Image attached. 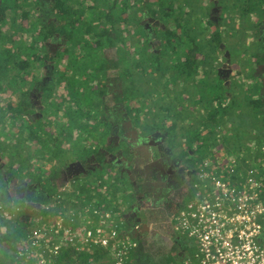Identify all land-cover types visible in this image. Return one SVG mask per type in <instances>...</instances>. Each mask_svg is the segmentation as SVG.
<instances>
[{
    "label": "flooded vegetation",
    "instance_id": "obj_1",
    "mask_svg": "<svg viewBox=\"0 0 264 264\" xmlns=\"http://www.w3.org/2000/svg\"><path fill=\"white\" fill-rule=\"evenodd\" d=\"M113 1L114 5L116 2L121 3L117 5L121 16L124 11L122 9L127 6L123 5V0ZM28 2L34 3L30 11L24 9V6H28ZM61 5L56 4V0H15L19 19L16 24L18 34L16 42L18 61H20V68L17 71L18 83L15 85L17 89L15 103L20 109L17 121L19 126L38 122L46 124L44 131L39 134L41 138L47 137L46 126L50 125V117L47 118L45 114L50 99L56 95L55 100L59 102L55 116L57 120H64L65 115L61 111L65 105L70 104L68 97V90H71L70 82L59 78L68 76L75 69L71 63L69 66L65 65L66 61L70 62L71 57L70 52L63 46L71 35L64 32L65 24H61L54 16L55 9ZM217 7L213 3L209 12L215 14L219 9ZM62 9L59 11L61 12ZM131 12H128V15ZM140 12L141 26L148 27L147 24L152 18L146 19V11ZM25 18L27 24H21V20ZM35 18L39 24H32V19ZM129 18L128 16V21ZM212 18L216 20L214 16ZM102 25H97L100 31L109 27ZM127 27L134 28L135 24L131 22ZM111 36L112 39L116 37L114 30ZM125 40L121 38L112 40L110 45H99L102 48L101 56L104 57L100 65L105 63L104 81L103 84H99L104 87L99 120L105 121L108 125L105 143L94 147L93 153H85L75 159H63L61 163L57 161L47 172L38 169L35 180H32V175L31 180L18 178L10 172L8 166L0 163V180L5 182L7 196L15 195V189L25 199V203L31 202L39 213L47 202L64 201L61 198L63 192H60L59 188L85 181L89 179H84L85 177L93 176L96 171L103 168L105 173L110 175L114 189L125 185L126 182L124 191L128 194L129 200L120 199L119 209L115 208L114 216L116 219L118 216L120 223L126 227L124 231L131 239V252H134L138 259L141 258L145 264H168V257L175 259V262L172 260L175 264H183L185 260L193 257L196 245L194 237L188 234L180 221L183 215L187 214V210L199 202L207 201L214 211L219 209V205L222 208L223 201L217 198L214 187L217 179L228 181L234 176L236 180L238 176L245 177L248 171H251L255 185L251 186L250 192L256 195L257 203L264 208V136L262 137L263 134L257 131L253 135L254 142L243 138L240 150L234 149L232 143L229 145L225 142L227 145H219L218 148L214 145L208 149L209 152L203 154L204 147H200L202 141L212 140L216 130L215 127H210L209 131L197 133L200 124H197L198 121L193 123L192 118L188 119L187 126L181 120L182 123L176 133V143L173 144L166 141L167 132L163 129L148 133L140 131L126 115L122 102L118 99L123 95L124 89L117 74L119 62L117 46L124 53L131 45V42ZM131 48L133 45L129 50ZM57 55L59 69L64 71V75L59 74L55 77L54 72L57 70L54 71L53 62ZM116 60L118 61L113 64L112 61ZM221 72L224 73L225 70L222 69ZM260 72L264 84V68ZM56 79L61 82L60 85L55 86ZM187 101L184 107L191 105L190 108H194L195 101L191 103ZM179 107L181 108V105ZM44 115L46 117L43 118ZM227 135L228 132L224 131V134H217L215 138L220 139L221 136ZM55 136L59 135L55 133L51 137ZM192 137L196 139L191 140ZM84 142L87 141L84 139ZM61 145L59 143V147ZM31 154L33 162H36L39 159L38 153ZM99 157L102 158L99 160ZM199 165L209 172L210 179L207 175L200 176ZM39 173H43L42 178ZM241 181L242 179L234 185L242 188ZM205 184L206 192H202L200 186ZM245 186L248 191L247 184ZM70 190V188L67 190L68 195L72 194ZM74 197L76 198L74 205L80 204L79 196L75 194ZM60 205L65 213L71 208L68 202ZM56 206V203H53V207ZM43 214H45L44 209L39 215ZM261 224L264 230V217L261 219ZM263 235L262 232L260 236Z\"/></svg>",
    "mask_w": 264,
    "mask_h": 264
},
{
    "label": "rangeland",
    "instance_id": "obj_2",
    "mask_svg": "<svg viewBox=\"0 0 264 264\" xmlns=\"http://www.w3.org/2000/svg\"><path fill=\"white\" fill-rule=\"evenodd\" d=\"M12 1L13 0H1V3L8 4L11 7H6L4 11L6 15V22L4 24L0 23V33L4 37L8 36L10 37V39L15 40L16 44V41L18 39L16 24L17 20L19 19L17 16V10L13 8L14 3ZM167 1L168 0H164L165 3H167ZM175 1L177 6L183 4V0ZM189 1L190 0H187V4L189 3ZM191 1L193 3V7L191 8L189 7V5H187V8L192 9L191 11L195 13V16L193 17L194 19L185 21V16L177 11V16H179L181 21H184L181 23L192 24V26L193 24H205L208 18H210L209 16H214V18H216L214 24H218L220 26L222 36L225 40H223V42L221 43L222 45L219 49L214 46L208 47L209 44L203 43L201 40L200 43L198 40L194 46V42L192 43L193 39H190V37H188V35L190 34L183 36L181 35V33H179V39H173L174 43L173 41L170 42L169 38H166L164 40L160 37L159 40H164L165 45H161V54H156V56H153V54H151L153 50L155 51V49H159V47H156L155 44L151 43L152 38L154 39V41L156 40L154 38V36H156V34H154V31H157V29L161 26L166 27L167 24L170 23L169 18H164L162 15H159L158 19L162 20L163 22L160 23L159 21H157V19L152 18V21L147 24L148 27H137L136 24H140V20L136 22L137 17L135 16V13L137 16H139V19H141L142 13L140 12V6H142V10L146 11L147 13L146 19L151 17V14H149V11L146 9L147 0H137L136 3H130L133 6L129 4L126 5L127 7L122 9L124 10L123 14L121 15L123 17L119 15L120 9L117 6L121 3L116 2L114 5L113 0H56V4L62 5L61 7L55 9L54 16L61 22V24H65L64 32L71 35V37L67 38V42L64 44L63 48H65L66 51L70 52L69 56L71 57L70 62L66 61L65 65L69 66V63H71L73 66H75V69L68 76L59 77L63 78L65 81L70 82L71 90H68L70 104L63 107V111L61 112L64 113L65 116L64 120L61 121L57 120V118L55 117L57 114L56 109H59L57 107V104L59 102L57 103V100H55L56 95H54L50 99L45 111V114H47V118L50 117V125L47 124L48 126H46L47 138L41 143L37 140L32 141L30 144V148L23 149L21 147L20 149L22 150L20 152V158H22V161H19L20 158H18L17 160L15 159L12 163V165L15 167L8 166L9 170L18 169L20 175L22 176L20 178H22L23 180H31L30 172H34L35 174H32V180H35L38 169L41 168L47 172L49 169H52L54 167L57 161H60L61 163L63 159H75L77 157H81L85 153H93L94 147L99 144L105 143V135L107 134L108 125L105 121L99 120L100 114L102 112V109L100 107L102 106L103 95L102 93H100L103 89V86L99 84H103L104 81L105 73L103 71L105 68V63H103L102 66L100 65L104 57L101 56L102 48L99 45L106 44L108 41H115L117 39L120 40L121 38H125L126 42H131V45H133V48H131V50H129L131 45L129 47L127 46L128 50L126 49L124 53L120 50L119 46H117V55L119 60L117 67L118 78L123 84L122 89H130L129 94L125 93L123 90V95L118 98L122 102L126 115L133 122V125L143 133H148L152 130H165L167 132L166 141L169 144L176 143V134H173L171 132V129H167L166 126L160 127L161 122L159 121H162V118H165L163 117V114H165V112L162 110L159 111L162 118L160 119L159 117H157L156 119L153 113L156 111L157 107L159 109L160 106H163L166 103L168 105V103L171 104L173 102L174 104H187V100L183 101L187 96V99H189L190 103L196 101L195 103H197V105H201V101L198 99H201L204 96V93L202 92L207 91V93H209L210 91L215 89L216 79L214 80L213 76L219 68L224 69L225 72L219 73V78H216H218L217 80L220 79L221 82L228 87H231L230 83L228 82L229 76L227 75V72L230 69V72L233 74V70H238L240 68L242 70V77L240 78L241 81L243 83H246V81L247 83L251 82V79H245L244 75L251 71V69L248 71L247 65H253L249 61L251 60L250 55L260 48L259 42H261V46H263L262 43H264V0H216L215 2H218L216 4L218 6L217 8L219 9L215 14L209 12L212 9V0ZM203 2L205 4H203ZM106 5L111 6L113 10V20L111 24L113 25L114 33L116 35V37L113 39H108L112 36L110 34L105 35L103 31H100L99 27L97 26L98 24H103V27L108 25L107 22L97 20L98 18H96V16H98V14L95 13V11H104ZM32 6H34V3L28 2V6H24V9L30 11L32 10ZM90 6L91 9L89 8L87 11V8ZM136 6L139 7L138 10H136ZM62 7H67L69 10L66 11V13L62 14L59 11V9H61ZM132 8L133 12H131ZM166 8H168V6H166ZM85 9L86 11H84ZM128 12H131V18L134 21L132 22L131 18H129V21L135 24L134 28H129L131 27L130 25H128L129 27H127V24H131V22H129L127 19ZM26 21V18L22 19L21 24H27ZM88 21H91V23L88 24ZM170 21L173 23L174 20L171 19ZM32 24H39V21L36 18L32 19ZM255 25L258 26V29L260 30L259 32L257 31ZM168 28L173 30V27H171V25ZM174 30H176L177 32L178 29L174 28ZM131 34L134 39L133 37H131ZM189 40L192 44L189 43ZM12 44L9 43V46L11 47ZM223 44L224 46H228L227 49L226 47L224 49ZM188 46L191 47L192 53H195L196 47L197 49L201 48L204 50H199V56L201 57L199 58L197 53L196 60L202 58L205 62V66L211 68L209 72L204 67L203 62L202 64H200L201 70L199 69L198 72L197 70H195L194 73L191 71V67L186 62H184L183 57V53L188 48ZM14 48V45H12V49ZM78 54H80V56ZM229 54H231V56ZM189 57L191 58L190 55ZM58 59V55L54 57V71L57 70V72H54V74L56 75L55 77H57L59 74L64 75V71H61V68L59 69ZM118 60H116L115 62L112 61L113 64ZM227 60L232 61V63H228ZM235 60L241 63V67H238V65L234 64L236 63ZM135 62L138 63L136 64ZM227 64H230V67H227ZM259 64L264 65V63L262 62L255 63V65L253 66L254 69H252V71L257 70L256 73L254 72L257 77L254 78L255 80H252L255 81V84L257 86H260V84H262V93H264V85L261 81L262 72H260L264 68V66H260ZM156 65H160L161 69H163V72L156 74L159 71L155 68ZM136 67L144 69L145 72L137 74V71L135 69ZM151 72L155 74L153 75ZM248 75L249 74H247L246 76ZM134 77H136L137 80H135ZM168 77H171V79L169 80L170 84L162 87L172 89L170 90L171 94L168 93V89H166L164 94H162V97H160L158 94V90L161 89V87H159L160 84L158 85V80L162 82L161 84H163L167 81ZM173 77L176 79H174ZM131 78H133L132 81L130 80ZM206 81H209L210 83ZM129 82L131 85H129ZM54 84L55 86H57L60 85L61 82L56 79ZM14 88V86L8 84L6 85V88L3 89L2 92H0V104L3 105L7 102H9L10 104H15L16 99ZM231 88L233 90L234 85H232ZM130 91L132 94L130 93ZM132 97L133 100L130 101ZM129 103H131V108L129 107ZM217 103L219 102L217 101ZM226 109V119L230 121L235 119L234 122H242L243 113H241L242 110H239L242 109L241 105L235 106L234 108L230 109L231 111H229L228 107ZM219 111H221V108L219 109ZM201 114H199V116L197 114L196 117L202 119ZM257 116L258 120H260L261 118L264 120V112H261V116L258 113ZM44 117H46V115H44L43 118ZM10 120V116L6 115L3 121V125L6 126V124H8ZM163 120L165 121V119ZM218 120L219 118L216 120V122ZM60 123L61 125H63V129H59ZM44 127L43 129H40V127L38 126H35L34 128L37 131L40 129L39 131L43 132ZM216 131L217 134H224L225 129L224 127L220 126L216 129ZM55 133L59 136L51 137L54 136ZM232 133H236V137H231L229 134L227 136H221L220 139L215 138L217 134L213 133L212 136H214V138L212 140H205L203 143V150H205L203 154L206 151L209 152L210 150L208 151V149H210L214 145L216 146V148H218L219 145L225 146L227 144L230 145L231 143H233V147L237 149L239 146L238 138L242 142L245 136V131L244 129H241L239 127L236 130L233 129ZM84 139L87 142H84ZM12 140H14V138ZM59 142L62 144L60 147ZM225 142L228 143L226 144ZM9 143L13 144V142ZM33 149L39 155V159L36 160V162H33L32 157H29L30 154L33 153ZM44 150L51 153L52 156L48 157V154ZM227 151L228 150H225V152ZM6 154H3L4 156L0 154V162H2L3 165H6L7 160L9 161ZM101 158L102 157H99V160ZM21 162L23 163V165L27 162L30 165L32 164L34 166H30L28 168L23 167ZM39 175L42 178L41 173H39ZM98 177H101L100 180H93L97 179ZM86 178L89 179L80 183L76 182V184H69L62 188H59L60 192H63L61 198L64 201L62 203L68 202L69 207H71L76 202V198L74 196L75 194H77V197L79 196V199L81 200L80 203L88 204L86 202H90L89 205L95 206L96 211L99 212L97 216H102L105 209L110 211H115V208L119 209L120 199H122L123 201L126 199L127 201L129 200L128 194H125L126 192L124 191L126 182L125 185L114 189V184L111 180L110 175L105 173V170L103 168L99 171H96L93 176L85 177L84 179ZM95 182H97L96 185H94ZM69 188L71 189V195L67 194V190H69ZM200 189H202V191L205 190L204 186H200ZM53 203H56V208H52ZM53 203L47 202L44 205L45 209L48 212V215H50L54 211H61L65 213V211L61 208V202L54 201ZM79 213L80 212L75 211V215ZM2 215L3 214H1L0 217H2ZM3 216L7 217V212H5ZM29 218V231L34 232L38 229H48V223L50 222V219L49 217H46L45 214L30 216ZM116 220L118 221V223L121 222L118 216ZM4 229L5 227L3 225H0V232H2ZM124 229H126V227L121 223V225H119V230L123 231ZM31 234L27 238L28 242H30L32 236ZM11 252V249H9V247L7 246L5 247V249L1 250L2 256L5 257H9L11 255ZM168 260H173V262H175V259H171L170 257H168ZM4 261L6 260L4 259L2 263ZM8 263L15 264V262Z\"/></svg>",
    "mask_w": 264,
    "mask_h": 264
},
{
    "label": "trees",
    "instance_id": "obj_3",
    "mask_svg": "<svg viewBox=\"0 0 264 264\" xmlns=\"http://www.w3.org/2000/svg\"><path fill=\"white\" fill-rule=\"evenodd\" d=\"M136 1L135 0H123L125 6L128 4L133 6L130 3L132 2L136 3ZM215 1L216 0H212L211 2L215 4L218 3ZM13 3H14L13 8L16 9L14 0H13ZM192 4L193 3L191 0L189 1L188 4H187V0H183V4H180L178 6L176 5L175 0H168L167 3H165L164 0H147L146 9L149 11V14H151V18L157 19V21L161 23L163 21L158 19V16L162 15L164 18H169V23H170V24H167V26L164 24L166 27L161 26L160 28L157 29V31H154V34H156L154 38L156 40L154 41V39L152 38L151 43L155 44L156 47H159V49H155V51L153 50V52L151 53L153 54V56H156V54L162 53L161 45H165L164 40L166 38H169V41L170 42L173 41L174 43L173 39H176V38L179 39L178 38L179 33H181V35L183 36L190 34L188 35V37H190V39L191 38L193 39L192 43L194 42V46L198 40H199V43L201 40L203 43L209 44L208 47L214 46V47H217L218 49L221 47L222 45L221 43L223 42L224 38L222 36L220 26L218 24H214L216 20L213 19L211 16H209L210 18H208L205 24H193L192 26V24H182L181 23L184 21L183 20L181 21L179 16H177L176 12L179 11L180 13H182L185 16V21H190L191 19H194L193 17L195 16V13L191 11L192 9H188L187 5H189V7L192 8L193 7ZM203 4L205 3L203 2ZM108 5H106V8H105V10H108V11H105V10L102 12L95 11V13L98 14V16H96V18H98L97 20L107 22L109 25L108 29L102 28V31L105 35H108V34L111 35L114 30L113 25L111 24L113 20L112 18L113 10L111 6H108ZM8 6L11 7L8 4L0 3V23L4 24L6 22L5 20L6 15L4 11L6 7ZM166 6H168V8H166ZM62 8H63L61 10L62 14L66 13V11L69 10L67 7L65 8L62 7ZM89 8L91 9V6L87 8V11ZM140 8L142 10V6H140ZM138 9L139 7L136 6V10ZM84 11H86V9ZM128 16L131 18V13ZM128 16H127V19H128ZM135 16L137 17L136 22L139 21L140 20L139 16H137L136 13H135ZM171 19H173L175 22L173 21L172 23L170 21ZM133 21L134 20L132 19V22ZM87 23L90 24L91 21H88ZM170 25L171 27H173V30L168 28ZM136 26L137 27L141 26V24H136ZM255 27L257 28V31L259 32L260 30L258 29V26L255 25ZM174 28L178 29L177 32L176 30H174ZM160 37L164 40L160 41L159 40ZM110 38L112 39V37H109L108 39ZM8 42L11 44L13 43L12 45H14L15 48L12 49V45L10 47ZM189 43L192 44L190 40H189ZM106 44H109V45L112 44V40L108 41ZM106 44H103V46H105ZM262 44L263 46H261V42H259L260 48L254 51L250 55L251 60L249 61L253 65L252 66L247 65L248 71L250 69L251 71L247 73L249 74L248 76H246L247 74L244 75V78L245 79L250 78L251 82L247 83L246 81V83H243L241 81L240 78L242 77L241 75L242 70L240 68L238 70H233L234 75L230 72L231 70L230 69L227 72V74L229 76L228 82L230 83V86L232 87V85H234V89L232 90L231 87L224 85V83H222L220 79L217 80L220 75L219 74L220 71L218 72V69H217L216 72L214 71L216 74L214 73V76H213V79L214 80L216 79L215 89L210 91L209 93H207V91L202 92L204 93V96L201 99H198L201 101L200 103L201 105H197V103H194L193 105L194 108H190L191 105L180 108L179 106L181 104H176V103L174 104L173 102L171 104L168 103V105L166 103L165 105L160 106L159 109L158 107L156 108V111H155L156 113L155 112L153 113L156 119L157 117H159L160 119L162 118L161 113L159 111L162 110L165 112V114L162 113L163 117L165 118H162V121L161 120L159 121L161 122L160 127L166 126L167 129H171V132L173 134L174 133L176 134L179 128V125L182 122H184L185 125L187 126L188 124L186 123L188 122V119L192 118L193 123L194 121L196 123L198 120H202V121H198L197 123V124H200L198 126L199 130L197 129L198 131H196L197 133H201L202 131H209V129H211L210 127H215L214 129L216 130L218 127L222 126L225 129V133L228 132V134H230L231 137L232 136L236 137V133H232V131L233 129L236 130L237 128L240 127L241 129H244L245 131L244 137L245 139H248L249 142L255 141L253 135L257 131L262 133L263 134L262 137H263L264 136V120L262 118L260 120L257 119L258 117L257 114L259 113L261 116V112L262 113L264 112V93H262L263 86L262 84H260V86H257L255 84V81L252 80L255 77H257V75L254 74L255 71L254 70L252 71V69H254L253 66L255 65V63H259V62L264 63V43ZM225 47L227 49L228 46L225 45L224 49ZM199 50L204 51L203 49L201 48L197 49L196 47L195 53H192L191 47L188 46V48L183 53L184 62H186L191 67L192 72H195V70H197L198 72V70L200 69V64H202V62L203 64L205 63L202 58L199 60H196L197 53H198V57L199 58L201 57L199 56ZM17 52H18V49H17V43L15 44V40L10 39V37L8 36L4 37L0 33V92H2L3 89L6 88L7 84L15 87V85L18 83L17 71L20 68V61H18ZM189 55L191 56V58L189 57ZM229 55L231 56V54ZM230 62L232 63V61L228 60V63ZM235 62L236 63L234 64L238 65V67L239 66L241 67V63H239V61L235 60ZM135 63L137 64L138 62H135ZM204 67L206 68V70H208V72L211 70V68L209 67L210 68L209 69L207 66H205V64H204ZM229 67H230V64H229ZM155 68L159 70L156 74L163 72V69H161L160 65H156ZM135 69L137 71V74L145 72L144 69H140L139 67H136ZM152 74L154 75L155 73H152ZM134 78L135 80H137L136 77ZM132 79L133 78H131L130 80L132 81ZM170 79L171 77H168L167 81L163 84H161L162 82H160L157 79L158 85L160 84L159 87H161V89L158 90V94L160 97H162V94H164L166 89H168V88H163L162 86H166L170 84L169 82ZM206 82H209V81H206ZM129 85H131L130 82H129ZM16 90L17 89L14 88L15 95H16ZM129 90L130 89L125 88L124 92L129 94ZM170 90L172 89H168V93H170ZM100 93L102 94L104 93V87ZM132 100H133V97L131 98L130 101ZM186 100H189V99L185 98L183 101H186ZM216 100L219 103H217ZM237 105L242 106V109H239V110H242L241 113H243L242 122H238V121L234 122L235 119L232 121L226 119V111H227L226 108L228 107L229 111H231L230 109L234 108ZM130 106H131V103H129V107ZM220 108H221V111H219ZM19 111L20 109L19 107H17L16 103L10 104L9 102H7L6 104H3V105L0 104V154L3 155V154H6L7 152L6 155L8 156L9 161L7 160L6 166L15 167L12 165V163L14 162L15 159L17 160L18 158L21 157V153H20L22 150L20 149L21 147L23 149L30 148V144L32 141L37 140L41 143L43 140L47 138V137L41 138L39 136V134L41 133L39 130L43 129V127L45 126L44 123L38 122L36 124H24V126L21 124L19 126V123L17 121L19 117ZM197 114L198 116L199 114H201L202 119L197 118L196 117ZM6 115H9L11 120L10 122H8V124H6V126H4L3 121ZM218 118L219 120L216 122ZM163 119H165L166 122ZM257 122H261V123H257ZM35 126L40 127V129L38 130L39 132L35 130L34 128ZM59 129H63V125H61V123L59 124ZM253 129H254V132H253ZM215 132L217 133V131ZM45 136H47L46 133H45ZM13 138L14 140H12ZM194 139H196V137L191 138V140H194ZM238 140H239L238 141L239 146L237 150H240L242 148L243 140L242 142L239 138ZM9 142H13V144ZM203 143L204 141H202V144L200 145V147H204ZM44 151L48 154V157L52 156V154L49 153L48 151L46 150ZM32 152L36 154V151L32 150ZM29 157H32V154ZM19 161H22V158H20ZM0 163L2 164V162ZM22 166L28 168L30 166L32 167L33 165L32 164L30 165L29 163L26 162L24 165L22 163ZM10 172L15 174L18 178L21 177L18 169H11ZM32 174L34 175L35 173L30 172V175ZM41 175L43 176V173ZM4 186H5V182L3 180H0V215L1 214L4 215L5 212H7L8 214L7 217L3 215L2 217H0V225H3L5 227V229L2 232H0V264H7L8 262L10 263L15 262L16 264V261H18V258L16 256L17 246L19 247L20 245H22L23 240H25L27 238V235L31 233V231H29V226H30L29 217L37 216L39 215V213L41 214L42 210L44 209V206L42 210L40 209L38 213L37 207L33 205L31 202L25 203V199H23L20 196L19 192H17L15 189H14L15 195H11L10 197L7 196L5 194ZM6 246L9 247V249H11L12 251L9 257L2 256V253H1V250L5 249ZM90 255H92L96 259H99L100 257H103V256L107 257V252L105 250H102V251L95 250L94 252L92 251L89 254L82 255V258L86 260L88 257H90ZM62 256H63L62 257L63 259H61L62 264H65V261H67V258H68V253H65V255L62 254ZM130 256H131V260L133 264H145L141 258L138 259L136 257V254L134 252H131ZM4 259L6 261L2 263ZM171 263L172 261L168 260V264H171Z\"/></svg>",
    "mask_w": 264,
    "mask_h": 264
},
{
    "label": "built area",
    "instance_id": "obj_4",
    "mask_svg": "<svg viewBox=\"0 0 264 264\" xmlns=\"http://www.w3.org/2000/svg\"><path fill=\"white\" fill-rule=\"evenodd\" d=\"M198 169L200 176L211 178L200 165ZM241 179L242 188L234 185ZM254 185L251 171L236 180L234 176L228 181L217 179L214 187L217 198L223 201L222 208L219 205L214 211L205 201L187 210L180 224L194 237L196 251L183 264H264V235L260 236L264 233L261 224L264 208L250 192ZM86 203L72 205L67 213L54 211L48 215L44 208L50 219L48 229L27 235V238L32 235L30 242L26 238L17 246L16 264H62L65 253H68L67 261L63 260L65 264H133L131 239L124 230H119L121 223L115 219L114 210L105 209L102 216H97L95 206ZM75 211L80 213L75 215ZM95 250H105L107 257L82 258Z\"/></svg>",
    "mask_w": 264,
    "mask_h": 264
},
{
    "label": "water",
    "instance_id": "obj_5",
    "mask_svg": "<svg viewBox=\"0 0 264 264\" xmlns=\"http://www.w3.org/2000/svg\"><path fill=\"white\" fill-rule=\"evenodd\" d=\"M227 62H228V60H227ZM260 66H264L263 64H259ZM227 67H229V64H227ZM220 69H222V68H219L218 69V72L220 71ZM257 71V70H256ZM256 71H255V73H256ZM228 75V74H227ZM264 85V84H263Z\"/></svg>",
    "mask_w": 264,
    "mask_h": 264
},
{
    "label": "crops",
    "instance_id": "obj_6",
    "mask_svg": "<svg viewBox=\"0 0 264 264\" xmlns=\"http://www.w3.org/2000/svg\"><path fill=\"white\" fill-rule=\"evenodd\" d=\"M193 73H194V72H193ZM185 104H186V103H183V104L181 103V105H182L181 107L183 108V107L185 106Z\"/></svg>",
    "mask_w": 264,
    "mask_h": 264
}]
</instances>
